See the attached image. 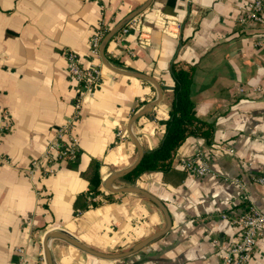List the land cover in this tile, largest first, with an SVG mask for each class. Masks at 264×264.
Masks as SVG:
<instances>
[{"label": "crops", "instance_id": "crops-1", "mask_svg": "<svg viewBox=\"0 0 264 264\" xmlns=\"http://www.w3.org/2000/svg\"><path fill=\"white\" fill-rule=\"evenodd\" d=\"M248 1L0 0V264H16L22 256L38 264L49 230L117 253L165 227L152 200L104 184L138 158L132 137L143 152L159 145L173 62L192 69L194 113L212 127L211 136L188 137L168 170L111 183L156 197L169 228L120 258L93 256L55 237L47 246L53 264H220L235 236L234 212L247 203L264 211V188L253 181L264 176V42L256 44L264 39V14L262 24L240 26ZM117 26L103 49L107 61L121 72L151 77L162 92L130 124L158 92L150 80L113 71L100 53H91L93 32ZM67 50L82 66L99 59L102 75L82 94L68 134L74 156L53 161L44 152L59 140L80 90L66 68ZM197 152L212 174L200 177L180 165ZM247 264H264V227Z\"/></svg>", "mask_w": 264, "mask_h": 264}, {"label": "built area", "instance_id": "built-area-1", "mask_svg": "<svg viewBox=\"0 0 264 264\" xmlns=\"http://www.w3.org/2000/svg\"><path fill=\"white\" fill-rule=\"evenodd\" d=\"M263 14L264 0H249L237 21L240 26H246L249 23L260 25L263 22ZM125 31L126 28H122V32ZM104 34V29L98 27L90 38V49L95 58L99 57L100 44ZM263 42L264 39L263 41H257L256 44ZM66 68L70 76L80 86L79 95L74 103V112L71 118L60 129L58 134L59 140L56 139L50 142L44 152V158L47 160L50 157L54 161L55 157L56 159H61L74 156L77 147L75 146L74 139L70 138L68 134L73 121L78 116L82 94L90 92L102 75V63L99 59L88 66H82L77 59L76 53L71 50H67L66 52ZM34 163H32V166H35ZM180 165L188 172H192L200 177L212 174L202 152L193 154L180 162ZM253 181L264 188V176H256L253 178ZM233 182L243 187L242 182L237 178L233 179ZM222 217H227V214L223 213ZM230 221L235 230V236L233 240L223 247L220 264H247L256 240L264 227V211L258 210L247 203L241 212H234ZM16 264H26L25 257H20ZM38 264H45L43 256L40 258Z\"/></svg>", "mask_w": 264, "mask_h": 264}, {"label": "trees", "instance_id": "trees-1", "mask_svg": "<svg viewBox=\"0 0 264 264\" xmlns=\"http://www.w3.org/2000/svg\"><path fill=\"white\" fill-rule=\"evenodd\" d=\"M169 73L173 80L172 99L162 139L156 148L144 151L137 165L121 177L126 181H133L147 171L168 170L177 149L188 137L208 140L212 134V127L199 120L194 113L189 95L192 69L173 62Z\"/></svg>", "mask_w": 264, "mask_h": 264}, {"label": "water", "instance_id": "water-1", "mask_svg": "<svg viewBox=\"0 0 264 264\" xmlns=\"http://www.w3.org/2000/svg\"><path fill=\"white\" fill-rule=\"evenodd\" d=\"M144 6H142L140 9H142ZM140 9L132 12L131 14H129L126 19L134 16ZM118 28L115 27L114 29L110 30L109 32H107L104 37L102 38L101 40V44H100V56H101V60L102 62L104 63L105 66H107L108 68H110L111 70L113 71H116V72H121L120 70L114 68L108 61L107 59L105 58L104 54H103V49H104V46L107 42V40L112 36V34L115 32V30ZM121 73H124V74H127V75H130V76H134V77H138V78H145V79H148L150 80L151 82H153L157 88V92H158V98L157 100L153 101V102H149L147 103L144 108L139 111V112H136L135 114H133L129 120V124L135 120L138 116L144 114L145 112L147 111H150L152 106L157 103L158 99H160V97L162 96V92H161V88L159 86V84L154 80L152 79L151 77L149 76H146L144 74H138V73H132V72H121ZM133 141H134V144L135 146L137 147V150H138V158L136 159V161L130 165L129 167L119 171L118 173L114 174L113 176L109 177L106 181H105V188L108 189L109 191L111 192H139L141 194H143L144 196H146L147 198H149L150 200H152L157 206L158 208H160V210L162 211L164 217H165V227L153 234H151L150 236H148L147 238L137 242L134 246H132V248H130L129 250H126V251H123V252H117V253H105V252H101V251H98V250H94L88 246H86L85 244L79 242L78 240H76L75 238H72L71 236L65 234L64 232H61L59 230H49L45 233L44 235V238H43V241H42V246H43V256H44V260H45V263L46 264H53L52 263V259H51V255H50V252L48 250V246H47V240L49 238H52V237H55V238H60L70 244H72L73 246L81 249L82 251L84 252H87L93 256H97V257H101V258H120V257H124L128 254H131L133 252H136L137 250H139L140 248H142L143 246H145L147 243H149L150 241H152L153 239H155L156 237H158L160 234L164 233L170 226V218H169V215H168V212L166 210V208L164 207V205L156 198L154 197L152 194L140 189V188H137L135 185H131V186H123V187H119V188H114L112 186V181L115 180V179H118V178H121L123 177L126 173H128L129 171H131L136 165L137 163L140 161L142 155H143V151L142 149L140 148L138 142L135 140L134 137H132Z\"/></svg>", "mask_w": 264, "mask_h": 264}]
</instances>
